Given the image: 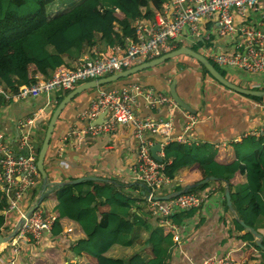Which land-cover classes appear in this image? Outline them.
Segmentation results:
<instances>
[{
  "label": "crops",
  "instance_id": "crops-1",
  "mask_svg": "<svg viewBox=\"0 0 264 264\" xmlns=\"http://www.w3.org/2000/svg\"><path fill=\"white\" fill-rule=\"evenodd\" d=\"M171 11V3L168 1L162 10L153 16L152 21L144 16V18L135 17L134 23L137 22L148 28L155 22L158 14L166 20L170 19ZM107 21L110 22V19ZM235 21L242 23L244 20L236 16ZM253 23L254 21L251 22ZM86 40L82 56H93L98 52L120 54L124 53L127 47L122 48L119 44L99 46L90 35L86 37ZM232 41L231 37H219L214 19L207 17L200 21L198 33H191L187 28L183 29L179 39L170 42V51L177 49L178 45L179 47L186 46L205 55L213 62L212 55L230 50ZM51 42L59 52L69 47L68 42L59 33L51 37ZM144 61L146 60L141 62ZM216 66L224 71L225 77L233 83L244 88H250L252 84H256L259 88L256 90H264V71L249 73L232 67L217 64ZM36 67L38 68L35 73L36 79H46L53 72L44 62H36ZM32 68L34 66H31ZM25 76L29 78V73ZM124 78L108 86L102 87L101 85L84 90L75 95L63 108L55 123L44 159V168L50 181H66L83 176L106 179L90 180L93 182H115L116 180L119 181V185L123 186L121 190L135 200L133 210H136V206L148 205L144 200L146 188L144 190L143 182L136 179L131 171L135 159L136 142L132 137L130 126L118 125L113 135L85 136L80 140L68 136L74 126L78 128L87 126L89 121L79 118L81 111L90 105L101 89L109 86L122 87L136 83L142 89L160 90L173 99L176 96L178 105L175 108L168 105L151 107L143 96L138 98L136 111L142 116L171 119L172 127L169 135L145 134L151 140V146L160 145L159 152L162 153L164 147L171 141L187 146L208 143L215 149V157L219 162H230L233 160L234 143L240 142L244 137L254 135V132L264 122V97L255 100L252 98L254 96L251 97L222 86L206 75L199 62L189 55H178ZM65 91L63 89L53 90L24 100L6 101L0 98V134L3 140L13 145L14 150L18 151V137L28 128V126L21 128L19 122L33 116L29 129L36 147L38 134L46 130L44 127H47L50 116L59 101L67 94ZM49 108L51 109L47 112ZM187 114L195 115L197 120L193 129L186 132L184 126ZM63 136H67L65 140ZM181 137L185 142L179 140ZM62 140L64 145L60 150ZM197 165V159L184 155L169 168L172 175L168 174L169 180L157 192V195H166L176 191V186L179 184L191 185L204 179ZM213 180L215 182H205L199 189L200 194L207 193L208 195L203 205L194 210L193 214L186 216L180 223V242L173 251L169 264H199L208 256L226 252L231 253L236 264H239L244 262L254 250L251 245L252 234L239 222L243 221L247 226H254L256 213L251 210L250 205L253 193H249L245 198L235 199L231 202L233 206L229 208L224 194L226 183L219 179ZM240 180L241 176L236 175L232 183ZM93 186L101 188L99 183H93ZM51 191L48 192L45 200L49 206H53L56 202L55 191ZM30 193L31 191L27 192L22 207L27 208L30 203ZM77 196H79V189L74 187L61 200L70 201ZM99 206L102 212L107 211V205L104 202L101 201ZM147 207L149 208V205ZM46 212L56 215L54 212ZM236 218L241 227L234 226L233 219ZM17 221V213L9 212L5 221L9 227L8 231ZM151 223L155 224V217H152ZM66 229L58 220L52 232L40 242L20 241L15 249L16 247L12 246L9 241L1 247L0 264H64L68 261L73 264H83L87 261L95 264L96 261L92 257L85 255L77 257L73 254L70 248L74 245L79 233L71 231L67 233ZM130 230V221L110 216L106 231L112 241L116 240L121 231ZM261 234L264 237V230ZM134 264H141V260L137 259Z\"/></svg>",
  "mask_w": 264,
  "mask_h": 264
},
{
  "label": "trees",
  "instance_id": "trees-1",
  "mask_svg": "<svg viewBox=\"0 0 264 264\" xmlns=\"http://www.w3.org/2000/svg\"><path fill=\"white\" fill-rule=\"evenodd\" d=\"M168 1L0 0V82L2 87L13 90L23 83L36 82L35 73L38 71L36 62H44L52 70L62 65L74 68L78 58L82 57L86 37L89 35L99 46L119 44L122 48L126 47L129 40L136 38L134 18L147 16L152 21L153 16L161 11ZM108 19L110 22L107 21ZM56 33L61 34L69 44V47L62 52H59L51 42V37ZM176 48H179V45ZM208 59L213 63L210 58ZM213 64L225 76V72L215 63ZM199 65L203 72L211 77L200 63ZM31 66L34 68L31 69ZM26 73H29V78L25 76ZM105 76L108 75L101 77ZM122 79L125 78L118 80ZM112 83L104 84L102 87ZM250 88L259 89L258 87ZM65 92L68 93L69 90ZM252 98L262 99V97ZM43 136L39 146H36L37 155ZM232 153L233 160L222 163L216 159L215 149L208 143L187 146L171 141L163 149L161 162L165 164L167 174H170L169 168L173 164L184 155H190L198 160L197 169L204 178L213 176L228 185L231 202L253 193L250 198L251 210L256 213L253 228L263 233L264 135L258 137L249 135L242 138L240 142L234 143ZM236 175H240L241 180L232 183ZM114 181L85 180L74 185L52 186L48 192L55 191V204L49 206L45 203L49 194L47 192L41 205L44 206L45 211L54 212L57 221L59 220L65 228H70L72 233H79L74 245L70 248L77 257L84 255L92 257L96 261L95 264H134L137 259L141 260V264H169L177 246L171 231L166 225L159 223L157 217H155V224L152 225L151 219L154 216L148 205H139L135 207L136 210H133L135 200L121 190L123 186L119 185V181ZM197 182L199 181L195 183ZM211 182L215 180H209L206 183ZM93 183H99L101 188L93 186ZM143 184L145 190L146 185ZM189 186V184H179L176 190L185 189L184 191L193 192L203 184L196 187ZM74 187L79 189V196L70 201H62L61 198ZM40 188L39 173L37 181L27 191H31V201L39 193ZM101 201L107 205L106 212L100 210ZM6 204L5 196L0 190V234L6 233L9 228L5 224ZM194 210L196 209L178 210L167 218L172 223L180 225L186 216L193 214ZM110 216L128 220L131 225V230L121 231L115 241L110 239L106 231ZM233 224L241 227L237 218L233 219ZM252 238L251 245L254 250L244 262L239 264H264V250L256 245L254 236ZM262 243L264 245L263 236ZM64 264L73 263L68 261ZM83 264L92 263L87 261Z\"/></svg>",
  "mask_w": 264,
  "mask_h": 264
},
{
  "label": "built area",
  "instance_id": "built-area-1",
  "mask_svg": "<svg viewBox=\"0 0 264 264\" xmlns=\"http://www.w3.org/2000/svg\"><path fill=\"white\" fill-rule=\"evenodd\" d=\"M169 3L172 10L170 19L166 20L158 14L155 22L148 28L135 23L136 38L129 40L124 53L98 52L93 56H82L74 68L57 67L46 79H37L32 84L24 83L13 90L4 89L0 82V97L6 101L24 100L58 89L71 91L86 80L118 73L139 64L142 60H150L169 52L170 42L179 39L183 29L198 33L200 21L207 17L214 19L219 37L227 36L233 39L230 50L212 55L215 64L249 73L264 71V0H169ZM236 16L244 21L236 23ZM257 86L252 84L251 87ZM140 96H143L151 107L168 105L175 108L178 105L163 91L142 89L136 83L108 87L101 89L90 105L81 111L79 118L89 121L87 126H74L68 136L80 140L85 136L113 135L118 125L130 126L136 142L131 171L136 179L146 185L144 200L148 203L151 214L158 218L159 223L166 225L172 233L174 243L178 245L179 225L172 223L167 217L178 210L200 208L208 195L183 191L168 200L154 198L167 183L169 176L165 164L152 157V142L145 134L167 136L172 122L171 119L142 116L138 113L136 107ZM103 111L105 115L102 123L90 124V121ZM196 120L195 115L187 114L184 131L192 130ZM32 121L33 116L19 122L21 128H28L18 137V151L14 150L13 145L5 142L0 134V190L7 198L4 208L5 221L9 212L15 211L18 219L24 214L26 208L22 207V202L39 177L36 165L37 151L29 129ZM254 135H264V122ZM66 137L63 136V140ZM63 140L60 142V150L64 145ZM179 140L185 142L183 137ZM157 155L162 157L163 153L157 152ZM56 224V215L48 214L40 204L19 227L10 244L17 249L20 241L40 242L52 232ZM66 231L70 233L71 229L67 228ZM199 264H236V261L231 253L226 252L208 256Z\"/></svg>",
  "mask_w": 264,
  "mask_h": 264
},
{
  "label": "water",
  "instance_id": "water-1",
  "mask_svg": "<svg viewBox=\"0 0 264 264\" xmlns=\"http://www.w3.org/2000/svg\"><path fill=\"white\" fill-rule=\"evenodd\" d=\"M182 54L189 55V56L193 57L194 59H196L206 69L208 74L214 80H216L219 84H221L222 86H224L228 89H231L233 91L245 94V95L254 96V97H264V90L244 88L242 86H239V85L233 83L232 81L227 79L225 76H223L219 72V70L214 66V64L211 63V61L205 55L193 50L192 48L186 47V46H182V47H179L177 49L171 50L169 52H166V53L160 55L159 57L153 58V59L148 60V61L141 62L137 65H134V66H132L128 69H125L123 71H120L118 73H114V74H111V75H108L105 77H101L98 79L89 80V81H86V82H83V83L77 85L75 88H73L70 92H68L59 101V103L57 104V106L55 107V109L53 110V112L50 116V119L48 121L46 130H45V135L43 137L42 144H41L40 149L38 151L37 160H36L37 169L41 175L40 191L35 196V198L31 201L30 205L28 206V208L26 209L24 214L18 219V221L16 222L14 227L6 233L0 234V251H1V247L3 245L7 244L9 242V240L12 239L16 235L19 227L25 222L26 218L32 213V211L40 205L41 201L43 200L45 193L48 192L50 187L60 186L63 184L74 185V184H78L79 182H82L85 180H106V179H102V178L95 177V176H83V177H78V178L70 179V180H66V181H50L49 180L48 173L46 172V170L44 168L45 155H46V152H47L48 147H49V143H50V139H51V136H52V133L54 130L55 123H56L61 111L70 102V100L75 95L81 93L84 90L99 87V86L104 85V84L112 83V82H114L120 78L127 77V76L132 75V74H134L138 71H141L143 69L153 67L155 65H158V64L164 62L165 60L174 58V57H176L178 55H182ZM174 97L176 98V96H174ZM175 98H174V100L176 102H178V100H176ZM104 115H105V111L101 112L94 120L90 121V124L94 125V124L102 123V121L104 120ZM159 151H160V145L159 144H155V145L150 147V152H151L152 157L155 158L157 161L161 162L162 157L157 155V152H159ZM213 179H216V178L213 176H208V177H205L204 179H202L201 181H199L195 184H191L189 187H196L200 184H204L208 180H213ZM184 190L185 189L176 190V191H173V192L168 193L166 195L155 196L154 198L159 199V200H168V199L180 194ZM224 194H225L227 206L229 208H231L232 207L231 197H230V193H229V189H228L227 184L225 187ZM239 222L241 225H243L245 227L246 230H248L250 233H252V235L254 236V240H255L256 245L260 249L264 250V245L262 243V234L260 232H258L257 230H255L253 227L245 225L243 223V221H239Z\"/></svg>",
  "mask_w": 264,
  "mask_h": 264
},
{
  "label": "rangeland",
  "instance_id": "rangeland-1",
  "mask_svg": "<svg viewBox=\"0 0 264 264\" xmlns=\"http://www.w3.org/2000/svg\"><path fill=\"white\" fill-rule=\"evenodd\" d=\"M76 86H77V85H76ZM50 109H51V108L47 109V112H49ZM44 129H46V128L44 127ZM43 133H44L43 131H42L41 133H39V134H38V137L36 138V145H37V146H39V144H40V141H41V139H42ZM44 134H45V133H44ZM43 137H44V136H43ZM170 174L172 175V172H170ZM199 189H200V187H197L196 189L193 190V192L196 193V194H200V190H199ZM156 196H158V195H156ZM5 199H6V202H7V198H6V197H5ZM41 202H42V201H41ZM30 203H31V200H30ZM30 203H29V205H30ZM40 204H41V203H40ZM29 205H28V206H29ZM28 206H27V208H28ZM27 208H26V209H27ZM25 211H26V210H25ZM9 241H11V239H10Z\"/></svg>",
  "mask_w": 264,
  "mask_h": 264
}]
</instances>
